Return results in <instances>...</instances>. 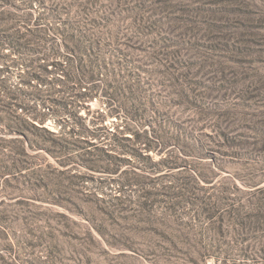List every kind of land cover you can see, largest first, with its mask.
Segmentation results:
<instances>
[{"label":"rangeland","instance_id":"1","mask_svg":"<svg viewBox=\"0 0 264 264\" xmlns=\"http://www.w3.org/2000/svg\"><path fill=\"white\" fill-rule=\"evenodd\" d=\"M1 6L56 43L84 11L149 106L106 115L120 98L87 100L66 155L0 140V264H264V0Z\"/></svg>","mask_w":264,"mask_h":264},{"label":"trees","instance_id":"2","mask_svg":"<svg viewBox=\"0 0 264 264\" xmlns=\"http://www.w3.org/2000/svg\"><path fill=\"white\" fill-rule=\"evenodd\" d=\"M2 6L0 140L17 142L25 153L27 149L36 151L33 155H66L70 145L78 140L76 136L82 132L89 114L81 115L80 109L84 102L99 93L113 94L122 100L120 108L109 104L106 115L122 110L121 107L127 112L130 109L147 112L149 99L145 90L131 80L128 65L113 53L112 42L106 37L108 31L84 21V11L70 10V18L76 17V20H64L65 36L55 35L53 39L59 40L56 43L46 37L48 28L42 26L39 17L33 19L30 13L19 14ZM61 45L64 54L59 53ZM11 55L14 57L10 58ZM14 71L19 76L20 86L7 83ZM101 74L109 80L112 92L103 84ZM24 100L26 104L21 103ZM94 111L92 113H97L99 109ZM50 118L53 123L48 121ZM144 132L141 130L135 137L139 138ZM11 134L17 136L5 137ZM66 162L61 160L60 164Z\"/></svg>","mask_w":264,"mask_h":264}]
</instances>
